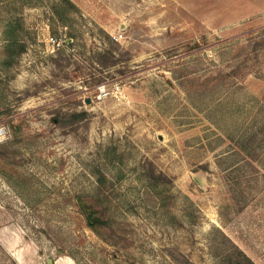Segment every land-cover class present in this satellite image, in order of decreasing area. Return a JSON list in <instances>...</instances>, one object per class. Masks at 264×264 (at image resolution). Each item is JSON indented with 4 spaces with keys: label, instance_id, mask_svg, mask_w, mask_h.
Wrapping results in <instances>:
<instances>
[{
    "label": "rangeland",
    "instance_id": "rangeland-1",
    "mask_svg": "<svg viewBox=\"0 0 264 264\" xmlns=\"http://www.w3.org/2000/svg\"><path fill=\"white\" fill-rule=\"evenodd\" d=\"M0 129V264H264V0H0Z\"/></svg>",
    "mask_w": 264,
    "mask_h": 264
},
{
    "label": "trees",
    "instance_id": "trees-1",
    "mask_svg": "<svg viewBox=\"0 0 264 264\" xmlns=\"http://www.w3.org/2000/svg\"><path fill=\"white\" fill-rule=\"evenodd\" d=\"M25 46H23L22 49H24ZM99 181H102V176L99 174L98 176ZM241 256L238 255H231V264H256L248 255H246L242 250H240Z\"/></svg>",
    "mask_w": 264,
    "mask_h": 264
},
{
    "label": "built area",
    "instance_id": "built-area-1",
    "mask_svg": "<svg viewBox=\"0 0 264 264\" xmlns=\"http://www.w3.org/2000/svg\"><path fill=\"white\" fill-rule=\"evenodd\" d=\"M50 40L53 42V43H56L57 42V39H55L53 36H50ZM58 44H60V42L58 41L57 42ZM2 130L0 129V138L2 137Z\"/></svg>",
    "mask_w": 264,
    "mask_h": 264
},
{
    "label": "water",
    "instance_id": "water-1",
    "mask_svg": "<svg viewBox=\"0 0 264 264\" xmlns=\"http://www.w3.org/2000/svg\"><path fill=\"white\" fill-rule=\"evenodd\" d=\"M51 262V261H50Z\"/></svg>",
    "mask_w": 264,
    "mask_h": 264
}]
</instances>
